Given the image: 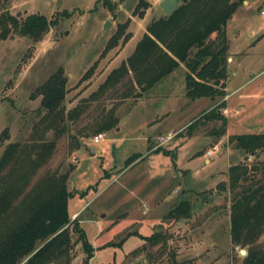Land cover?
Masks as SVG:
<instances>
[{
  "label": "rangeland",
  "instance_id": "374dc122",
  "mask_svg": "<svg viewBox=\"0 0 264 264\" xmlns=\"http://www.w3.org/2000/svg\"><path fill=\"white\" fill-rule=\"evenodd\" d=\"M142 1L149 7L139 18L132 14L138 0H7L13 15L38 13L57 24L37 44L17 35L0 42V135L8 129V137L0 142V157L11 143L55 141L51 158L33 180L46 168L68 173L67 188L72 193L68 214L79 221L93 247L89 264H169L171 252L178 264H241L247 248L264 250V231L247 245L233 242L231 193L223 186L230 165L247 163L230 138L264 133V0L243 2L226 25L227 91L215 104L209 98H185L187 70L182 64L173 78L172 99L154 100L159 91L151 89L139 98L121 100L118 90L116 95L106 92L87 100L133 53L151 21L163 16L161 0ZM106 21L110 26L103 30ZM126 22L124 33L131 38L102 57L108 39ZM95 62L94 75L79 83ZM58 68L67 79L65 112L77 105L82 108L79 118L67 121L63 133L55 136L38 124L44 111L35 92ZM147 96L151 100L140 102ZM211 107H219L226 119L224 135L210 134L219 128V121L200 122L191 134L197 137L174 150V142L190 137L186 128ZM111 118L117 123L96 131ZM168 130H175L174 138L160 145L157 138ZM97 134L105 138L93 143ZM214 145L218 152L206 156ZM159 149L171 153L157 154ZM180 200L190 201L191 216L177 221L166 217ZM4 227L1 223L0 230ZM155 232L167 237L159 248L164 247L161 256L156 251L159 246L140 238ZM69 255L70 264H82L85 254L79 242Z\"/></svg>",
  "mask_w": 264,
  "mask_h": 264
},
{
  "label": "trees",
  "instance_id": "16d2710c",
  "mask_svg": "<svg viewBox=\"0 0 264 264\" xmlns=\"http://www.w3.org/2000/svg\"><path fill=\"white\" fill-rule=\"evenodd\" d=\"M245 1L182 0L170 16L163 15L151 21L133 53L107 75L87 100L106 92L110 96L118 90L121 100L139 98L181 64L187 70L184 78L187 99L223 98L229 58L225 29ZM6 2L0 0V42L17 35L37 44L57 24V21L48 20L38 13L25 17L13 15ZM148 7L147 2L138 0L133 16L142 18ZM127 25L126 22L118 26L106 42L102 57L131 38L124 33ZM95 68L96 62L87 69L79 83L88 81ZM66 84L64 71L58 68L35 92V97H41L39 105L44 111L38 124L45 131H53L55 136L63 133L67 121L79 118L82 108L77 105L65 112ZM219 110L217 107L202 114L186 128L185 135L191 136L200 122L212 120L219 121L220 126L210 134L215 138L222 137L226 119ZM110 122L117 123V120L111 118L106 124L101 123L96 131L106 129ZM7 137L8 129L1 133L0 142ZM230 140L245 157H252L249 163L243 161L242 164L230 165L227 183L223 186L231 193L229 217L232 240L244 246L264 231V133L241 134ZM55 147V141L11 143L0 157V224L5 226L0 230V264H70L69 249L76 242L80 243L85 254L82 264H89L93 257V247L85 231L79 221L71 220L68 214L67 202L72 197L67 188L68 173L46 168L33 180L38 170L47 164ZM159 152L165 155L171 153L160 149L156 151L157 154ZM191 212L190 201L180 200L166 217L177 221L189 218ZM72 234L76 235L75 240L71 238ZM140 238L150 246H159L156 251L160 256L164 253V247L159 249L167 241L162 232ZM169 256V264H178L175 253L171 252ZM241 264H264V250L247 248Z\"/></svg>",
  "mask_w": 264,
  "mask_h": 264
},
{
  "label": "crops",
  "instance_id": "0c3cea01",
  "mask_svg": "<svg viewBox=\"0 0 264 264\" xmlns=\"http://www.w3.org/2000/svg\"><path fill=\"white\" fill-rule=\"evenodd\" d=\"M13 8V7H12ZM229 46V45H228ZM227 60H229V58L227 59ZM180 69L181 68H183L182 67V65H180V67H179ZM178 69H176V70H174L173 72H172V74H170L168 77H166V78H164V79H162L161 81H159L158 83H156V86L152 89V91H159V94L157 93V95H156V97L154 98V100H156V98H161V99H163V100H168V99H172L173 97H175V92H174V88H173V82L174 81H176V79H174L173 80V78L175 77V75L177 74V71ZM246 82H244V84H245ZM225 84H226V82H225ZM244 84H242L239 88H237V89H234L233 91H236V90H239L240 88H242V86L244 85ZM184 85V84H183ZM244 87V86H243ZM226 88H227V84H226ZM224 89L225 90V95L223 96V97H225L226 96V91H227V89ZM151 91V90H150ZM232 91V92H233ZM148 93H150L149 91L147 92V94ZM184 96H185V85H184ZM151 96H147L145 99L144 98H142L141 99V101L140 102H145V101H148V100H151V99H148V98H150ZM186 98V97H185ZM210 99V98H209ZM215 99H217V98H214V99H210L211 101H213L214 102V104H215ZM153 100V99H152ZM197 100V99H196ZM196 100H192V101H196ZM214 106V105H213ZM212 106V107H213ZM212 107L210 108V109H212ZM157 118H159L160 120L162 119L161 117H157ZM154 122V121H153ZM152 123V122H151ZM151 123H149L148 124V126L151 124ZM154 124V123H153ZM189 125V123H187L186 125H184L183 127H182V129H185L187 126ZM182 129H180V130H176V131H181ZM175 130H168L167 131V134L168 133H172V132H174ZM157 133H160V132H157ZM162 135V134H161ZM195 137H197L196 135L195 136H190V137H185V139L181 142V143H179V142H177V143H179V144H177L176 142H174V144H173V146H175L174 147V150L178 147V146H180V145H182L183 143H186V142H190L191 141V139H194ZM145 138H146V136H145ZM145 140V139H144ZM173 150V151H174ZM151 156V155H150ZM149 157V156H148ZM145 158H147V157H145ZM205 161L206 162H208L209 161V159H205ZM76 213L77 212H75L74 214H73V217L76 215Z\"/></svg>",
  "mask_w": 264,
  "mask_h": 264
},
{
  "label": "built area",
  "instance_id": "2783aa9c",
  "mask_svg": "<svg viewBox=\"0 0 264 264\" xmlns=\"http://www.w3.org/2000/svg\"><path fill=\"white\" fill-rule=\"evenodd\" d=\"M92 138H93L92 139L93 143H100V142H102L104 140L105 137L102 134H97V135H94ZM173 138H174V135L172 133H168L166 135L159 136L157 138V141H158V143L160 145H163V144H166V143L170 142ZM215 152H218V146L217 145H214L210 149H208V151L205 153V155L209 156V155H211L212 153H215ZM245 161L247 163L251 162L252 161V157L251 156H247L245 158Z\"/></svg>",
  "mask_w": 264,
  "mask_h": 264
},
{
  "label": "water",
  "instance_id": "95a60500",
  "mask_svg": "<svg viewBox=\"0 0 264 264\" xmlns=\"http://www.w3.org/2000/svg\"><path fill=\"white\" fill-rule=\"evenodd\" d=\"M182 0H161V2L159 3V7L162 11V14L167 17L170 16V14L179 6L180 2ZM110 23L108 21H106L104 23L103 26V30L109 28ZM88 153L91 155H93V150L90 149L88 150ZM245 251H242V254H244ZM138 264H144L143 262H139Z\"/></svg>",
  "mask_w": 264,
  "mask_h": 264
}]
</instances>
